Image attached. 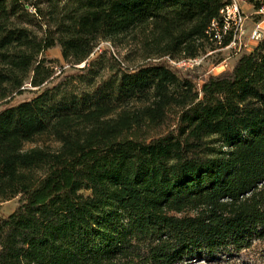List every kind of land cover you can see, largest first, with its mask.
<instances>
[{"label":"trees","instance_id":"trees-1","mask_svg":"<svg viewBox=\"0 0 264 264\" xmlns=\"http://www.w3.org/2000/svg\"><path fill=\"white\" fill-rule=\"evenodd\" d=\"M232 1L0 0V264H264V34L171 63L232 43Z\"/></svg>","mask_w":264,"mask_h":264},{"label":"rangeland","instance_id":"rangeland-1","mask_svg":"<svg viewBox=\"0 0 264 264\" xmlns=\"http://www.w3.org/2000/svg\"><path fill=\"white\" fill-rule=\"evenodd\" d=\"M264 3V0H260V2ZM264 5V4H263ZM244 20L241 26V30L237 36L236 43L227 47H217L215 50H211L208 48V51L204 53V56L200 57V62L195 64L194 66H181L179 62L172 61V65L176 68H193L198 66V73L209 75V74H217L221 71L225 70L228 67H231L238 56L245 50H251L254 45L257 43L252 39V33L257 28L261 29L260 23L264 20V11L256 10V8L252 4H239ZM259 19H262L259 21ZM262 27L264 24L261 25ZM262 30V29H261ZM109 46L110 50L116 55L119 59L123 60L125 64L129 66H135L141 62V57L138 55L135 50L131 49L130 46H116L110 42H104L97 48L96 53L91 56V60H96V67L103 66V74L106 76L111 74L115 67L114 62L112 61V56L109 51H105L104 49ZM130 50H133L132 52ZM45 56L48 59H53L55 62V71L56 74H60L62 69L69 68V65L65 62L60 46H56L50 48L45 52ZM82 66L84 65L81 64ZM199 81V80H198ZM31 88L30 84H28ZM33 96V93L30 91H26L21 95H17L15 101H22L24 99L30 98ZM1 108V107H0ZM42 144V141L38 143H30L27 144V148H31L35 145ZM53 146H57L56 143H51ZM17 206V198L1 201L0 200V218L9 215ZM191 264H208L204 260L193 262Z\"/></svg>","mask_w":264,"mask_h":264},{"label":"built area","instance_id":"built-area-1","mask_svg":"<svg viewBox=\"0 0 264 264\" xmlns=\"http://www.w3.org/2000/svg\"><path fill=\"white\" fill-rule=\"evenodd\" d=\"M239 4L240 3L238 0H233L230 5H228L225 9L222 10V13L225 19V29L234 28L235 30L234 40L229 46L236 43L237 36L241 30V26L244 20ZM261 10L264 11V7H262ZM213 25L216 26V22H214ZM263 34H264V31L257 28L252 33V39L257 41L260 38H262ZM218 38L221 39V36H219ZM199 62H200V58H195V59H189V60H182L179 62V64H182L181 66L183 65L184 66H188V65L194 66L195 64Z\"/></svg>","mask_w":264,"mask_h":264},{"label":"crops","instance_id":"crops-1","mask_svg":"<svg viewBox=\"0 0 264 264\" xmlns=\"http://www.w3.org/2000/svg\"><path fill=\"white\" fill-rule=\"evenodd\" d=\"M240 4H250L248 0H238ZM264 24V20L260 23L261 29L264 31V26L261 25Z\"/></svg>","mask_w":264,"mask_h":264}]
</instances>
